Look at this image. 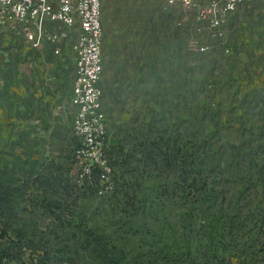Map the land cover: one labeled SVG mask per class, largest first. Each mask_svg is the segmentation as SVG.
<instances>
[{"label": "rangeland", "instance_id": "1", "mask_svg": "<svg viewBox=\"0 0 264 264\" xmlns=\"http://www.w3.org/2000/svg\"><path fill=\"white\" fill-rule=\"evenodd\" d=\"M103 23L100 89L108 131L104 163L111 169L107 179L101 177L104 167L100 161L91 174L80 177L81 164H89L87 158L91 157L78 154L83 143L72 125L74 110L66 107L64 119L54 114L55 105L68 102L71 95V51L57 57L55 47L48 44L40 51H29L22 38L0 29L3 248L8 247L7 236H34V244L44 250L50 246L66 256L78 251L79 264H101L100 251L81 249V236L102 237L112 247L117 245L118 254L130 248L139 250L137 236H145L149 227L160 232L163 227L151 219L150 205L140 203L154 190L152 198L159 194L154 204L164 206L171 216V227L167 223L165 232L168 236L159 238L169 245L178 240L185 251L186 236H173L178 229V210L171 199L161 195L162 185L151 188L137 154L140 139L132 140L134 136L126 130L136 137L148 134L149 110L162 111L164 121L160 118L157 126L161 131L169 127L164 135L172 151L177 138L190 140L188 133L196 124L210 126L204 114L215 111L222 98L230 100L237 94L236 107L249 113L240 124H264V0L246 3L230 15L222 38L210 34L208 24L198 20L195 10L170 7L166 0H103ZM52 30L69 33L70 46L76 42V33L65 26L53 25ZM55 75L56 80L50 81ZM165 148L157 149L160 161L165 158L161 153ZM172 171V166L167 169L169 174ZM259 225L264 230V218ZM252 237L241 233L235 239ZM255 237L259 243L254 259L264 264V233ZM26 244L23 241L21 247ZM195 246L192 243V249ZM26 252L24 260L30 262L34 252ZM228 256L231 264L239 258L234 250Z\"/></svg>", "mask_w": 264, "mask_h": 264}, {"label": "trees", "instance_id": "2", "mask_svg": "<svg viewBox=\"0 0 264 264\" xmlns=\"http://www.w3.org/2000/svg\"><path fill=\"white\" fill-rule=\"evenodd\" d=\"M237 95H233L232 100L222 98L215 111L204 114V121L210 126L196 124L188 133L190 140L177 138L172 151L169 150L170 140L164 135L169 127L161 131L157 126L160 118L164 121L162 111L149 110L150 120L145 125L148 134L136 137L134 132L126 130L128 135L134 136L132 140L140 139L137 154L144 162L143 170L148 174L151 188L162 185L161 195L171 199L170 203L174 202L178 210V229L173 236H186L187 249H180L178 240L169 245L159 238L168 236L165 232L171 227V216L166 214L164 206L159 208L154 204L159 194L152 198V190L140 203L150 205L153 222L163 223L161 232L147 225L145 236H137L139 250L130 248L121 254L117 253L116 244L112 247L102 237L81 236L84 252L92 247L100 251L101 264H231L228 255L234 250L239 258L237 262L232 261L233 264L259 263L254 254L259 243L255 236L264 233L263 225H259L264 218V124L262 121L250 126L240 124L249 113L236 107ZM124 114L126 119L128 111ZM150 132L156 137L149 136ZM183 133L179 129L178 135ZM165 146V150L161 149L165 158L160 161L157 149ZM171 166L173 171L169 174L167 169ZM241 233L254 237L237 241L235 236ZM33 237L7 236V248L0 242V264H79L76 257L82 259L78 251L66 256L50 246L44 250V246L34 244ZM23 241L27 243L25 248L21 247ZM191 242L196 245L194 249ZM27 250L34 252L29 256L30 262L24 260Z\"/></svg>", "mask_w": 264, "mask_h": 264}, {"label": "built area", "instance_id": "3", "mask_svg": "<svg viewBox=\"0 0 264 264\" xmlns=\"http://www.w3.org/2000/svg\"><path fill=\"white\" fill-rule=\"evenodd\" d=\"M203 1L166 0L170 7L195 10L198 20L208 24L210 34L222 38L229 16L253 0ZM57 24L76 33L73 46L68 44L69 33L52 30ZM0 29L22 38L29 51H40L47 44L55 47L53 53L57 57L67 49L71 51L75 66L69 104L74 110L72 125L83 143L79 156L91 157L87 158L91 165L81 164L84 168L80 177L84 179L91 174L100 161L104 167L101 177L107 179L111 169L104 163L108 131L100 89L104 72L103 0H0ZM55 77L50 81L56 80ZM66 107L57 105L56 115L62 116Z\"/></svg>", "mask_w": 264, "mask_h": 264}, {"label": "crops", "instance_id": "4", "mask_svg": "<svg viewBox=\"0 0 264 264\" xmlns=\"http://www.w3.org/2000/svg\"><path fill=\"white\" fill-rule=\"evenodd\" d=\"M103 27H104V23H103ZM74 72H75V66H74ZM53 75H54V74H53ZM55 76H56V75H55ZM58 76H59V75H58ZM58 76H57V77H58ZM59 77H60V76H59ZM50 84H51V82H50ZM48 87H49V86H48ZM72 88H73V87H72ZM50 89H52L51 86H50ZM71 95H72V91H71ZM71 95H70V97L68 98V102L63 103V104H62V103L56 104V105H55V108H56L57 105H65V106H67V107H70L69 104H70V98H71ZM55 108H54V114H56V112H55ZM72 110H73V108H72ZM64 113H66V110H65ZM64 113H62V116H60L62 119H64V117H63V114H64ZM57 117H58V116H57ZM68 117L71 118V116H68Z\"/></svg>", "mask_w": 264, "mask_h": 264}]
</instances>
